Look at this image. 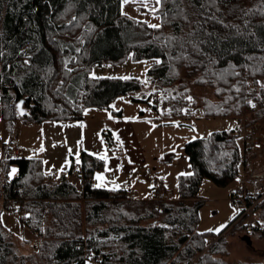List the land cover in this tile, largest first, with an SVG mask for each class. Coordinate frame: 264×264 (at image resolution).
<instances>
[{"label":"trees","instance_id":"trees-1","mask_svg":"<svg viewBox=\"0 0 264 264\" xmlns=\"http://www.w3.org/2000/svg\"><path fill=\"white\" fill-rule=\"evenodd\" d=\"M217 7L208 9L216 19L205 23L199 4L184 0L188 23L169 0L153 29L124 15L121 0H0V103L8 129L15 122H80L87 109L110 108L121 96L163 100L174 118L199 111L238 123L185 145L193 172L181 177L177 200H167L163 187L150 200L92 187L105 161L86 152L81 169L72 158L69 170L79 186L53 182L40 157L0 158V215L13 200L29 213L23 227L35 229V240L17 239L0 216V264H264L232 257L228 231L264 238V231L248 230L249 219L238 215L218 234L198 232L203 182L227 188L238 180L246 166L239 138L264 120V10L257 11L264 0H217ZM130 55L156 61L147 71L149 94L136 78L92 77L96 65L122 64ZM184 79L211 95L195 96ZM259 216L264 224V201Z\"/></svg>","mask_w":264,"mask_h":264},{"label":"rangeland","instance_id":"rangeland-1","mask_svg":"<svg viewBox=\"0 0 264 264\" xmlns=\"http://www.w3.org/2000/svg\"><path fill=\"white\" fill-rule=\"evenodd\" d=\"M122 12L133 19L143 21L149 24H160L161 16L159 12L151 14L144 8L138 0L130 3H123L121 0ZM159 17V18H157ZM156 63L155 60L136 61L133 55H130L122 64H104L96 65L91 73L93 78H136L145 84L143 94L151 92V86L147 83L148 68ZM187 82L191 92L195 96L206 97L211 95V91L205 88L193 86L191 81ZM182 81V82H183ZM76 87V85H75ZM74 94L75 89L70 91ZM157 101V102H156ZM156 102V103H155ZM163 106V100H152L147 102H135L130 96H121L112 103L110 108L97 109L90 108L84 113V129L77 136L71 139L68 146L66 143H58L56 148H48L47 171L55 178L64 177L66 169L70 166V157H67L69 149L76 160V154L82 148L83 141L87 145L93 146L99 155L108 157H118L127 164L126 149L120 140L117 124L120 119L136 128L140 144L144 150L146 160L143 167H138L135 173L130 169L124 168L121 174L113 175L116 180L123 181V184L130 187L131 191H138L143 200L151 199L154 196L153 188H164L163 195L168 199L177 200L179 198V187L181 177L189 175H180L181 173H192L193 169L189 158L185 152V145L195 139L208 137L217 131L233 130L237 127V120L233 118H203L199 111H195L192 117H170ZM120 113V116H119ZM14 130L4 128L0 103V158L5 156L15 157L10 152V145L17 144L23 151H28L27 155L38 156L41 147L47 148L45 143L31 141L32 134L26 130L29 127L20 122L12 124ZM5 127H7L5 125ZM12 127V128H13ZM22 128L18 132L16 128ZM112 131L114 142L109 144L106 138L107 132ZM118 137V139H117ZM243 136L239 138V144L243 146ZM4 149L7 150L4 154ZM36 152V154H35ZM49 157V158H48ZM66 161L68 165L66 166ZM138 166V165H132ZM64 168L61 172L60 169ZM131 168V166H129ZM148 170L158 176L154 181ZM244 179V171L241 170L240 176L231 186L237 185ZM163 183V184H162ZM153 186V187H150ZM230 186V187H231ZM230 187L220 188L210 180H205L200 189V196L204 200V205L200 210V223L198 232L204 234H218L223 231L238 215L239 212L231 207ZM163 190V189H162ZM2 202H0L1 204ZM1 221L3 225L14 235L15 238L26 241L35 240L34 234L28 229L22 227L21 217L16 213L15 208H3L1 210ZM224 225L223 228L221 226ZM209 229H220L219 232L208 231ZM248 236V235H246ZM245 236L238 232L232 234L231 230L227 233L230 242V249L233 259L241 260L250 258L252 261L264 262V238H251L252 245L249 246L243 240ZM23 238V239H22ZM29 246L22 249L29 251ZM251 251H250V250ZM27 254V253H26Z\"/></svg>","mask_w":264,"mask_h":264},{"label":"crops","instance_id":"crops-1","mask_svg":"<svg viewBox=\"0 0 264 264\" xmlns=\"http://www.w3.org/2000/svg\"><path fill=\"white\" fill-rule=\"evenodd\" d=\"M1 113H2V121L4 124V128L7 130L13 131L14 127H13V129H8V127H5L6 122L3 118L2 105H1ZM120 120L121 121L118 122V124H117L118 133H119L120 140L122 141V143L126 149V157L125 158L127 160V164L129 166H131V168H129V166L125 165L124 161H122L121 158L108 157V155H107V159L104 160L105 161L104 169L99 171L98 173H96V176L100 175L103 179L97 180L96 176H95L94 182H95V185L102 184L103 186L100 188L117 189V190L126 189L132 198L137 199V200H143L140 198V193L138 191H131L130 187H127L126 185L123 184V181L116 180L115 179L116 177L115 176H114L115 178L113 177V175H116V174L122 175V171L124 168L130 169L131 172L135 173L137 171L138 167H143V164L146 160V157H145L146 155H145L144 150L140 144L139 136H138L136 128H134L130 124L126 123L123 119H120ZM84 124L85 123H84V119H83L80 122H46V123L36 124V125H25L26 127H29V129L26 131L29 132L30 134H32L31 141H34L36 139V141L41 142V144L45 143L47 145V148L44 151L39 150L38 156L27 155L28 151H23L22 148H20L21 151L18 155L14 154L11 151L10 152L15 157H22V158L40 157L44 160L45 171H46V173H48L49 175L52 176L53 182L59 183L64 179H68L69 181L74 183L76 186H79L81 184V182L77 176V173H75L73 175L69 174V170L71 167L72 160H71L70 166L66 169V175L64 177L55 178V177H53L52 174H50V172L47 171V164H48L47 162L48 161H47L46 155L48 154V148H52V149L56 148L58 143L64 142V143H66L65 146H68L69 143L71 142V139L72 138L75 139L77 134L80 131H83V129L85 127ZM16 129H18V132L19 131L22 132L21 127L16 128ZM248 131H249V129H246L242 135L243 136L242 137L243 138V140H242L243 141V147H245V141H244L245 133ZM106 134L108 135V137H110L112 139V142H114L112 131H108ZM80 145L81 144H79V148H78L80 150V158H81V155L83 152H86L88 154H91V155L98 157L99 153H96L93 146H91V145L86 146V143L84 141L82 144V148L80 147ZM6 151L7 150L4 149L3 153L5 155L8 154V152L6 153ZM72 152H71V154L68 153V155H67V157H70V159L74 158L72 155ZM35 154H36V152H35ZM5 157H7V156H5ZM8 158H11V157H8ZM132 165H138V166H132ZM106 168L109 170L106 171ZM149 171L150 170H148V174L151 175V177H152V174ZM113 181L115 183H113ZM117 186H119V187L117 188ZM163 191H164V188L162 190V194H163ZM166 199L171 200L168 198H166ZM148 200H150V199H148ZM22 227H23V225H22ZM30 233L33 234L32 232H30Z\"/></svg>","mask_w":264,"mask_h":264},{"label":"built area","instance_id":"built-area-1","mask_svg":"<svg viewBox=\"0 0 264 264\" xmlns=\"http://www.w3.org/2000/svg\"><path fill=\"white\" fill-rule=\"evenodd\" d=\"M157 98L161 94L155 95ZM245 151H246V166L244 168V179L237 185L230 188V203L231 207L239 212V221L249 219L251 224L248 230L253 232L255 229L264 231V224L260 221L259 207L264 201V120L256 123L249 131L245 133ZM10 151L18 155L21 151L20 147L16 144L10 145ZM81 165H76V170L79 171ZM151 174L152 172L149 171ZM17 177L19 175H16ZM154 181L158 180V176L152 174ZM92 187L95 184L92 183ZM161 194V188H155L154 197L156 198ZM9 208H15L16 213L21 218H28L29 213L17 206L11 200L8 203ZM29 231L34 233V228H29ZM215 240H210L209 244H213ZM95 259L90 261V264H98ZM185 264V263H178Z\"/></svg>","mask_w":264,"mask_h":264},{"label":"snow or ice","instance_id":"snow-or-ice-1","mask_svg":"<svg viewBox=\"0 0 264 264\" xmlns=\"http://www.w3.org/2000/svg\"><path fill=\"white\" fill-rule=\"evenodd\" d=\"M130 2H133V0H123V3H125V4L130 3ZM138 2L153 15H155L157 12H161V15L167 16V12L162 11V9H163V5L168 3L169 0H138ZM171 2L176 6V15L179 17H182L188 23H191V21L188 19V15L184 12V0H171ZM191 2L193 5L199 4L200 9H201V16H202L205 23L208 21L216 19L215 13L208 11V9L215 8L216 11L218 12L219 8L217 7V0H206V3H200V0H191ZM262 10H264V9H257V11H262ZM157 18H159V17H157ZM148 26L153 28V29H158L161 27L160 24H149ZM200 27L202 28L203 24H201ZM193 35H194V33H193ZM157 62H159V61H157ZM123 79H128V77H123ZM261 86L264 87V85H261ZM188 99L191 100L192 98L189 97ZM21 103H23V102H21ZM249 104H251V101H249ZM251 106L255 107L254 104H251ZM21 115H23L22 111H21ZM117 139H118V137H117ZM40 151H44V148L41 147ZM71 152H72V150L69 149L70 154H71ZM98 158L101 160H106V156H104V155H98ZM75 162H76V164L81 163V161L79 160V152H77V154H76V161ZM68 163L69 162L66 161V166L68 165ZM108 170L109 169L106 168V171H108ZM60 171L63 172L64 168L62 167L60 169ZM15 173H16V169L13 168L11 170V172L9 173V176L14 175ZM180 175L191 176L192 173H181ZM96 179L102 180L103 178L100 175H97ZM113 183H115V182L113 181ZM102 186H103L102 184L96 185L97 188H100ZM118 187L119 186H117V188ZM150 187H153V186H150ZM113 190H116V189H113ZM165 227H167V226H165ZM223 227H224V225L221 226V228H223ZM208 231L219 232L220 229H215V230L209 229Z\"/></svg>","mask_w":264,"mask_h":264},{"label":"water","instance_id":"water-1","mask_svg":"<svg viewBox=\"0 0 264 264\" xmlns=\"http://www.w3.org/2000/svg\"><path fill=\"white\" fill-rule=\"evenodd\" d=\"M21 102H23V103H21ZM21 102H19V103H18V106H17V108H18V112H19L20 115H21V111H22L23 114H24V108H23L24 101H21ZM243 240H244L245 242H247V244H248L249 246L252 245V241H251L250 236H245V237L243 238Z\"/></svg>","mask_w":264,"mask_h":264}]
</instances>
